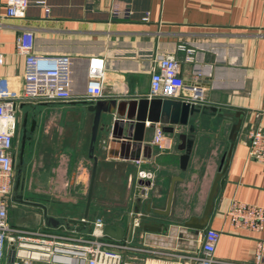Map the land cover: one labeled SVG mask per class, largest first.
I'll use <instances>...</instances> for the list:
<instances>
[{"label":"crops","instance_id":"crops-1","mask_svg":"<svg viewBox=\"0 0 264 264\" xmlns=\"http://www.w3.org/2000/svg\"><path fill=\"white\" fill-rule=\"evenodd\" d=\"M22 30L32 32L34 52L68 55L72 78L69 99L18 102L20 108L24 102L39 104V108L29 110L34 114L30 117L34 122L26 137L30 142L25 167L37 173L35 187L88 186L95 157L92 186L96 191L105 188L106 193L110 188V197L117 198L124 177L129 182L136 167L149 169L153 177L145 194L141 195V190L135 187L133 196L123 195L122 199L132 211H144L146 219L165 223L166 229L153 232L139 228L130 235V222L114 220L122 215L119 216L120 212L113 211L104 218L113 227L120 226L121 238L130 237L134 246L144 242L164 250L193 252L197 247L196 229L182 226V221L191 215H201L213 176L219 165L225 163L204 226L220 230L214 257L248 261L255 238H264V230H233L224 209L230 197L264 206V163L247 157L244 140L246 129H264V0H28L23 17L6 16L5 0H0V80L16 94L21 90L23 57L15 52L14 42ZM166 53L179 62L178 72L184 81L181 97L189 98L188 85H195L199 88L195 104L207 109L188 117L187 123H193L194 130L184 169L178 166L182 150L177 147L176 135L177 131H186L187 125L175 126L174 132L162 130L165 146L151 144V148L135 150L130 141L122 140L125 138L110 137L106 124H110L111 117L100 112L90 147L92 111L86 108L89 100L82 97L87 57H103L101 97L116 102L148 98L151 60L156 54ZM186 54L191 57L189 60L185 59ZM210 106H215L216 111H210ZM217 111L233 115L239 121L233 139L229 136L231 121L218 116ZM146 120L142 141L151 139L157 123L162 125L156 121L149 127ZM139 130L134 129L132 135H138ZM173 175H179L180 179L173 182L167 213L152 211L151 208L164 209ZM99 202L96 197L93 205L89 198L86 213L84 205L72 215L102 211ZM40 208L32 204L14 207L8 204L6 219L32 228L56 231L72 228L61 227L60 223L45 225ZM57 211L47 209L46 214L58 217L61 213ZM66 211L62 215H69ZM85 227L83 222L79 227L73 226L77 233L86 232ZM7 249L0 264L6 260ZM121 256L142 264H192L184 259L176 261L167 254L135 249L123 250Z\"/></svg>","mask_w":264,"mask_h":264},{"label":"built area","instance_id":"built-area-1","mask_svg":"<svg viewBox=\"0 0 264 264\" xmlns=\"http://www.w3.org/2000/svg\"><path fill=\"white\" fill-rule=\"evenodd\" d=\"M28 0H5V15L23 17ZM33 34L30 30L18 33L14 42L15 52L23 57L22 83L19 94L9 90L5 81L0 80V259L6 252L9 242L13 243V258L4 264H29L30 261H41L47 264H142L123 259V250L135 249L141 252L169 255L178 261L188 260L192 264H264V238L254 240L251 258L248 261L219 259L214 257V247L220 230L209 226L196 229L197 247L193 252L164 250L144 242L134 246L129 238H114L104 233L103 226L109 224L104 217L95 215L92 218L80 216L81 222H90L86 232L77 233L75 229L62 231L32 228L10 223L6 219L13 183L14 134L16 131V109L19 100H65L72 96V78L70 57L66 54L36 53L33 51ZM191 57L185 55V59ZM0 63L2 53L0 52ZM178 60L169 53L156 54L149 67V86L147 97L188 99L196 103L199 88L188 85V97L180 95L184 85L183 77L178 72ZM86 81L82 97L94 100L102 96L104 78V60L100 55H89L85 65ZM147 123V121H146ZM160 124L154 126L151 144L162 147ZM246 155L249 159L264 163V129L248 128L244 131ZM165 146V145H164ZM135 162L138 158L134 159ZM153 173L146 168L136 167L131 180L129 194L138 187L141 195L150 184ZM142 181L139 182L138 180ZM147 180L148 183H144ZM141 212V211H140ZM138 211L129 210L131 217L129 234L131 235L140 220ZM233 230L245 228L251 231L264 230V206L230 197L224 209ZM88 218V219H87ZM183 226V225H182ZM113 227V226H112ZM185 227V226H184ZM142 237V236H141ZM131 257H134L131 255Z\"/></svg>","mask_w":264,"mask_h":264},{"label":"water","instance_id":"water-1","mask_svg":"<svg viewBox=\"0 0 264 264\" xmlns=\"http://www.w3.org/2000/svg\"><path fill=\"white\" fill-rule=\"evenodd\" d=\"M125 104H127V108L125 109ZM88 110L92 111V123L90 128V147L92 145V141L95 138L96 131L99 126V116L100 112H105L111 117V122L106 124V129L109 128L110 137L112 139H117L119 137L125 138L122 140L130 141L131 144L134 146L135 150L140 148L148 147L151 148L150 141H142L141 133L145 126V119H147L146 125L149 127L154 126L155 122H161V130L174 132L176 130L175 126L178 125H187L186 131H177V139L179 140V144L177 145L178 149H181L182 152L179 154L178 157V166L180 169H184L185 163L188 157V153L190 150V146L192 143V133L194 130L193 123H187L189 116H195L197 113L207 112V109L200 108L199 105L189 101L188 99H173V98H159V97H140L137 100L135 99H120L119 101L115 102V99L108 98V97H98L94 100H89L87 103ZM148 115L146 114V111ZM210 111H216L215 106L209 107ZM218 116H221L225 119L231 121V125L229 128V136L231 139L235 136V131L238 129L239 121L236 120L235 116L225 114L222 111H217L216 113ZM147 117V118H146ZM34 120H30V125L27 130H31L33 127ZM26 115L24 114L22 117V130L20 135V141L18 146V166L16 167L15 175L13 173V183H12V192L16 188L21 189L22 187V153H23V146L24 141L26 139ZM110 126V127H109ZM139 127V134L132 135L134 129ZM95 164L96 158H92V166L90 170L87 192L85 197V210L84 214L86 213V209L88 207L92 182L94 177L95 171ZM225 163L223 165H219L218 170L215 172L211 184L209 186L205 202L201 211L200 216H189L186 220L182 221V225L185 227H190L194 229L202 228L208 215L212 209V200L216 192V182L224 170ZM175 179H180L179 175H173L170 178L169 186L167 190L166 196V203L164 209L160 208H151L152 211H155L159 214H166L168 211L170 198L172 194V186ZM139 182L142 180L139 179ZM144 183H148L147 180H144ZM20 193L17 194V199L21 200ZM43 209V221L45 225L56 226L60 223V219L57 217H53L52 215H48L45 212L44 206ZM150 210V206L147 204L146 211ZM136 211V209H135ZM140 220L137 223L138 228H142L148 231H159L166 229V224L151 221L145 218V212L141 211L139 214ZM104 233L112 236L114 238H121V227L115 226L112 227L109 224H105L103 226ZM13 258V243L9 242V246L6 253V261H11Z\"/></svg>","mask_w":264,"mask_h":264},{"label":"rangeland","instance_id":"rangeland-1","mask_svg":"<svg viewBox=\"0 0 264 264\" xmlns=\"http://www.w3.org/2000/svg\"><path fill=\"white\" fill-rule=\"evenodd\" d=\"M38 101V100H37ZM36 101V102H37ZM35 102V101H33ZM23 108L17 107L16 109V131L14 134V152H13V173L15 175V171H16V167L18 166V158H17V153H18V146H19V141H20V135H21V130H22V117H23V110H27V114H26V123H25V127H26V136L29 135V133L27 132V129L30 125V117H32L31 112H29V110L31 111V107L34 108H39V104L38 103H32L29 104V102H24L23 103ZM26 106V107H25ZM36 110V109H35ZM29 112V113H28ZM34 115V114H33ZM29 138H26L24 141V146H23V153H22V172H23V177H22V187L21 189L16 188L14 190V192L11 191L10 193V197L7 199L8 204L11 207L16 206L17 204H22L24 206H30L31 204L34 206H37V209H41L40 207L44 206V208H47L48 211H53V210H58L59 216L57 218H59L61 227L63 226H78L81 225V221L79 220L80 215H72V213L74 212H78V210H82L84 208L85 205V197H86V192H87V186L83 187V188H58V189H51V188H36L35 187V181H34V176H37V173L32 172L28 166L25 167L26 165V160H29L28 157V150H29ZM26 169V171H25ZM133 172V171H132ZM132 173H130L129 175L131 176ZM93 188L91 189V194H90V200L93 201V205L95 204V199L96 197L99 198L100 202V206L102 207V211H98L96 213H93L92 215H86V217H88L89 219L94 217L95 215H99L102 217H107L108 214L113 211H117L120 212L119 216L117 218H114L115 221H121L123 223L125 222H129V208H128V204H126V202H124V200L122 199L123 195H128L129 194V187H130V183L125 179H123L122 184H121V188H120V196L119 197H110V192L112 189L107 188L105 192V188H99L98 191H96V187H94V184L92 186ZM12 190V187H11ZM99 192V193H97ZM20 193V197L21 200L17 199V194ZM102 198H101V197ZM114 196V195H113ZM65 201V202H63ZM119 201L121 203L116 204V202ZM113 206V207H112ZM46 209V212H47ZM69 209H73L72 211L68 212L66 210ZM64 210L66 212L69 213V215H62V213L64 212ZM76 210V211H74ZM71 215V216H70ZM75 216V217H74ZM125 216V217H123ZM128 217V220H126L125 218ZM87 218V219H88ZM111 218V217H108ZM113 219V218H112ZM111 221V220H109ZM86 224V227L84 228V230H88L90 227V222L87 220V222H83ZM29 264H47L41 261H30ZM53 264V263H51Z\"/></svg>","mask_w":264,"mask_h":264}]
</instances>
